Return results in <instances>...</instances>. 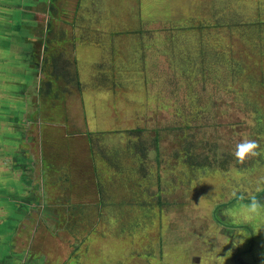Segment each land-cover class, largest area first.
<instances>
[{
    "label": "rangeland",
    "instance_id": "374dc122",
    "mask_svg": "<svg viewBox=\"0 0 264 264\" xmlns=\"http://www.w3.org/2000/svg\"><path fill=\"white\" fill-rule=\"evenodd\" d=\"M67 2L55 34L69 42L82 85L70 82V177L55 196L81 211L57 232L82 264L201 254L214 209L264 188V26L245 34L264 0ZM245 139L262 154L241 163L233 151ZM61 170L51 177H66ZM238 203L228 214L242 208L236 221L250 222L258 209ZM231 242L232 253L243 248Z\"/></svg>",
    "mask_w": 264,
    "mask_h": 264
},
{
    "label": "crops",
    "instance_id": "0c3cea01",
    "mask_svg": "<svg viewBox=\"0 0 264 264\" xmlns=\"http://www.w3.org/2000/svg\"><path fill=\"white\" fill-rule=\"evenodd\" d=\"M67 4L0 0V244L9 240L17 247L5 251L3 244L1 261L19 251L37 264H82L57 232L61 218H72L70 199L55 196L60 188L59 196L65 195L70 177V82L61 78L54 62L63 53L71 63L69 42L54 28L61 21L54 11H66ZM50 164L61 165L66 177L53 179Z\"/></svg>",
    "mask_w": 264,
    "mask_h": 264
},
{
    "label": "flooded vegetation",
    "instance_id": "af4514ba",
    "mask_svg": "<svg viewBox=\"0 0 264 264\" xmlns=\"http://www.w3.org/2000/svg\"><path fill=\"white\" fill-rule=\"evenodd\" d=\"M259 6L261 7V10L259 11L260 15L258 14L256 18H253L251 22H247V24L245 25L246 30L249 31L245 32L246 35L248 33H252L253 36L257 37V35L262 32V27L264 26V2H260ZM82 40L84 41L83 38ZM262 46H264V44H261L260 47ZM71 78L72 75L70 76L69 82H71V84H76V79L74 78L75 81L73 83V80ZM80 81L81 79L79 78L78 74V83L79 85H82ZM262 88L264 90V85L262 86ZM130 139L133 142L131 137ZM260 194L262 195L254 202L248 203V201L251 199H247L246 195L240 194L234 197L228 203L218 205L209 217L208 226L210 225L212 227V231L206 232L208 240L202 242L204 239V237H202L199 238V242H197L198 245L196 246L198 247L197 249L201 254L194 253V255L188 258L187 256H185V253L181 255L172 253L173 259H170L168 261L178 264H185L184 262H186V264H264V213L262 212L263 210H261L264 207V188L258 191L253 196V198ZM238 202H241L242 204L248 206H255L256 209H258L251 214L252 217L249 220L250 222L246 223V220L241 221V223L236 221L237 218L242 219V217L244 216L242 208L234 210L237 212L240 211L235 216L232 214H228L231 211L227 212V209L229 207H234L237 204H240ZM69 209L71 210V208ZM225 209L226 212L224 213L223 210ZM72 210L74 211V209ZM80 211L81 210L74 212ZM104 212L105 211L102 209L101 213L103 214ZM230 221H232V223H228ZM256 230L259 239L257 242H255V237L253 238V232ZM233 239H239L241 241L239 246L243 248L235 249V252L232 253L231 249L235 247V245H233L234 243L231 242ZM222 241L224 242L222 243ZM161 246H163V244H161L160 247ZM208 246H210L213 254L209 253L210 256L208 254L204 256L202 254L204 251V247ZM219 247H222L223 249L222 251L220 250L218 252ZM163 256L164 254L159 256V258L161 259Z\"/></svg>",
    "mask_w": 264,
    "mask_h": 264
},
{
    "label": "trees",
    "instance_id": "16d2710c",
    "mask_svg": "<svg viewBox=\"0 0 264 264\" xmlns=\"http://www.w3.org/2000/svg\"><path fill=\"white\" fill-rule=\"evenodd\" d=\"M54 13L57 15V17L59 16L60 17V14H62L60 11H58L57 9L54 11ZM62 18V16H61ZM51 30H50V34H51ZM65 39V36H63L62 40ZM59 59L54 61L55 62V65H56V69L58 70V73L60 74H56L57 76H61L64 77L67 81H70V76L72 75V80H73V83L76 79V84L79 85L78 83V73L77 71L75 72L73 69V64L72 63H69L68 59L66 58V56L64 57V54L62 53L60 55V57H58ZM75 78V79H74ZM131 133L133 134H140L141 133V130L139 129H136V130H133L131 131ZM156 147L158 148V143L156 142ZM191 161V159H190ZM192 163H195L194 160H192Z\"/></svg>",
    "mask_w": 264,
    "mask_h": 264
},
{
    "label": "clouds",
    "instance_id": "9594fccd",
    "mask_svg": "<svg viewBox=\"0 0 264 264\" xmlns=\"http://www.w3.org/2000/svg\"><path fill=\"white\" fill-rule=\"evenodd\" d=\"M259 145L251 139H245L235 145L233 155L241 163L249 159L250 157H256L262 154V151H258Z\"/></svg>",
    "mask_w": 264,
    "mask_h": 264
},
{
    "label": "water",
    "instance_id": "95a60500",
    "mask_svg": "<svg viewBox=\"0 0 264 264\" xmlns=\"http://www.w3.org/2000/svg\"><path fill=\"white\" fill-rule=\"evenodd\" d=\"M262 194L256 196L255 198L251 199L248 201L249 202H254L256 201ZM14 246V244H13ZM12 249H16L17 247L14 246V248ZM18 254H14L12 255L11 258L8 257V259H4L3 261L0 260V264H37V262H35L34 258H31V256H27L26 254L20 253L19 251H17Z\"/></svg>",
    "mask_w": 264,
    "mask_h": 264
}]
</instances>
